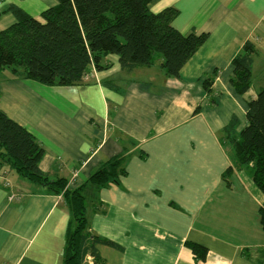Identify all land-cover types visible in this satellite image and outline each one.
<instances>
[{"label":"crops","instance_id":"0c3cea01","mask_svg":"<svg viewBox=\"0 0 264 264\" xmlns=\"http://www.w3.org/2000/svg\"><path fill=\"white\" fill-rule=\"evenodd\" d=\"M56 4L0 0V31L16 22L10 6L38 18ZM170 7L179 12L176 30L207 36L177 79L158 65L124 74L115 56L107 57L110 69L91 71L78 86H44L4 69L0 110L42 147L40 170L68 189L128 151L126 175L88 212L90 231L121 248L100 246L105 264H264L262 194L247 170L223 178L231 163L220 134L232 117L238 132L246 126L247 103L264 86V0L148 3L153 13ZM244 45L254 55L251 88L237 95L231 61ZM212 76L207 93L203 82ZM69 219L61 195L0 162V264H61ZM186 243L206 248L205 259Z\"/></svg>","mask_w":264,"mask_h":264},{"label":"trees","instance_id":"16d2710c","mask_svg":"<svg viewBox=\"0 0 264 264\" xmlns=\"http://www.w3.org/2000/svg\"><path fill=\"white\" fill-rule=\"evenodd\" d=\"M57 4L32 18L15 6L9 7L16 22L0 31V70L44 86H78L91 71L111 68L108 56L117 58L120 72L158 65L168 77L178 78L181 69L206 41V35L182 34L172 24L179 12L165 8L153 13L150 0H56ZM254 55L242 46L231 61L230 81L237 95L251 88ZM214 77L204 80L210 93ZM103 86L118 90L105 80ZM246 126L237 131L239 120L232 117L221 130L230 168L247 170L263 201L259 208L264 231V86L247 103ZM134 143V142H133ZM44 150L35 138L0 110V162L18 176L61 195L70 219L64 236L61 264H105L99 247L117 250L115 243L100 238L89 229L88 212L98 204L99 193L126 175L128 151L108 158L90 177L72 189L66 180H50L39 168ZM196 260H204L207 249L186 243Z\"/></svg>","mask_w":264,"mask_h":264},{"label":"rangeland","instance_id":"374dc122","mask_svg":"<svg viewBox=\"0 0 264 264\" xmlns=\"http://www.w3.org/2000/svg\"><path fill=\"white\" fill-rule=\"evenodd\" d=\"M39 1H44V0H39ZM43 3H44V5H47L46 2H43ZM120 74H121V73L116 74V75L113 77V79H114V80H115V79H119V78L121 77Z\"/></svg>","mask_w":264,"mask_h":264},{"label":"built area","instance_id":"2783aa9c","mask_svg":"<svg viewBox=\"0 0 264 264\" xmlns=\"http://www.w3.org/2000/svg\"><path fill=\"white\" fill-rule=\"evenodd\" d=\"M66 189H68V186L66 187Z\"/></svg>","mask_w":264,"mask_h":264}]
</instances>
